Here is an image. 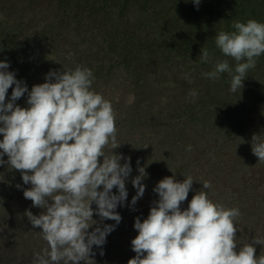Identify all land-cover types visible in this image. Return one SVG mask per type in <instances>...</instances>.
I'll use <instances>...</instances> for the list:
<instances>
[{
	"label": "trees",
	"instance_id": "trees-1",
	"mask_svg": "<svg viewBox=\"0 0 264 264\" xmlns=\"http://www.w3.org/2000/svg\"><path fill=\"white\" fill-rule=\"evenodd\" d=\"M249 19L264 23V0H200L198 6L193 0H0V61L9 62L7 71L30 91L45 82L50 70L86 67L95 77L91 90L109 101L115 112L120 146L113 152L130 158L132 172L126 181L127 200L116 209L121 222L102 248L93 246L95 256L101 251L108 256V250L121 259L120 264H127L136 255L131 245L138 235L135 218L146 219L153 201L159 199L153 191L156 184L172 176L183 182L189 175L194 181L181 210L203 188L202 181H209L212 187L204 191L213 202L240 210L236 250L247 243L261 255V245L249 241L251 226H240L246 220L256 224L257 216L239 195L253 187L257 190L258 167L264 166L251 150L253 135L264 139V55L235 93L229 90L227 73L217 80L202 76L217 61L227 59L235 67L236 62L216 48L215 35L234 31L233 20ZM202 47L209 50V63L200 62ZM193 89L198 93L195 102L188 96ZM16 104L28 107L27 93ZM243 110L247 120L242 119ZM223 137L235 142L222 145ZM231 146H238L247 164L230 156ZM104 151L111 155V145ZM177 158L184 163L174 167ZM99 159L102 163L103 157ZM138 167L147 174L139 199L143 210L131 205L134 195L129 196L136 194L131 180L139 175ZM30 187L19 170L0 165V264H33L34 253L47 246L41 229L34 228L26 215L44 211L24 197L23 191ZM112 192L118 194L115 187ZM93 220L100 221L95 212ZM90 264L106 263L94 259Z\"/></svg>",
	"mask_w": 264,
	"mask_h": 264
},
{
	"label": "clouds",
	"instance_id": "clouds-1",
	"mask_svg": "<svg viewBox=\"0 0 264 264\" xmlns=\"http://www.w3.org/2000/svg\"><path fill=\"white\" fill-rule=\"evenodd\" d=\"M193 2L198 6L200 0ZM231 26L234 31L216 33L215 46L236 62L235 67L227 59L217 61L202 76L217 80L227 73L229 90L235 93L242 90L248 71L264 55V23L233 20ZM199 57L201 63H209V50L202 47ZM9 67V62L0 61V165L21 172L23 183L31 184L23 191L24 197L44 210L38 216L26 213L47 244L34 253L33 264H90L93 246L102 248L106 236L121 222L116 209L127 200L126 181L132 172L130 158L113 152L120 146L115 112L109 101L91 90L95 77L86 67L50 70L45 82L30 91L7 71ZM185 78L191 82L189 74ZM25 93L28 107H21L16 101ZM188 96L195 102L198 93L193 89ZM109 145L111 155H106L104 149ZM187 150H192L191 145ZM251 150L264 163L261 136L253 135ZM138 172L131 180L136 189L133 206L145 192V168L138 167ZM193 181L190 175L183 182L172 176L156 184L153 191L159 199L153 201L146 219L135 218L138 235L131 245L136 255L127 264H264V254L257 257L252 244L245 243L236 251L240 210L213 202L204 191L212 187L209 181H202L203 188L181 210ZM114 187L118 194L112 192ZM94 212L99 222L93 220ZM104 220L116 224L100 227ZM253 244L264 245V239L255 237Z\"/></svg>",
	"mask_w": 264,
	"mask_h": 264
},
{
	"label": "rangeland",
	"instance_id": "rangeland-1",
	"mask_svg": "<svg viewBox=\"0 0 264 264\" xmlns=\"http://www.w3.org/2000/svg\"><path fill=\"white\" fill-rule=\"evenodd\" d=\"M246 109L248 110V108H246ZM247 110L242 111V113H243L242 119L247 120V118H248ZM243 122L245 123L244 120H243ZM237 134H238L237 136H241L242 132L238 131ZM234 142L235 141H231L227 137H223V139L221 140L222 145H224V144L230 145L231 143H234ZM241 145L244 146V144H241ZM231 147L232 148L229 151L230 156H233L235 158H239L240 160L243 161V164H247L248 161L246 160V158H244V155H243L244 153L237 151L236 147H238V146H231ZM158 149H160V148H158ZM160 150H162V149H160ZM162 153H165V151L163 150ZM183 163H184V159L177 158V160H175V163H172V164L174 167H177L179 165H182ZM185 163H187V160L185 161ZM258 168H259V186H258L257 190H255V187H253V189L250 190L249 192L244 190L243 196L239 195L240 198L244 197V200H241L242 202L245 201V203H248L253 207V208H251V210L257 216V223L256 224L249 223L248 220H246V222H243L240 225L243 229L247 228L248 226H251L250 231H249L250 236H248L249 241L251 243H253V240L255 237L260 238V239H264V202H261V201H264V166L259 165ZM203 177H204L203 175L200 176V178H203ZM226 178H227V176L223 179H226ZM222 186H224V180H223ZM133 195L135 196L136 194L132 192V193H130L129 196L132 197ZM211 199L213 200L212 197H211ZM136 205H139L141 210H143L145 208L144 203L140 202L139 200L136 202ZM104 224L111 225L110 223H104ZM104 224L102 223L101 225H104ZM16 230H18V228ZM120 234L123 236L125 234V232H121ZM120 238H122V237L120 236ZM18 245H20V242L17 243L14 246V248L18 247ZM261 248H262L261 254H264V245H261ZM19 250H20V247H19ZM236 251L238 252L239 249H237ZM106 254L108 256H105L104 254L100 255V253H99L96 256L95 255L91 256L90 258L92 260L96 259L97 262H99V263L102 262V263H106V264H120V260H121L120 258L115 257L108 250H107ZM255 255L258 257L257 251L255 252ZM81 264H83V262H81Z\"/></svg>",
	"mask_w": 264,
	"mask_h": 264
}]
</instances>
